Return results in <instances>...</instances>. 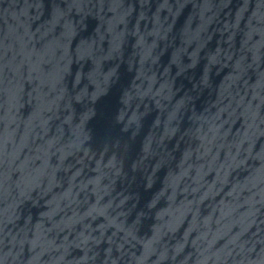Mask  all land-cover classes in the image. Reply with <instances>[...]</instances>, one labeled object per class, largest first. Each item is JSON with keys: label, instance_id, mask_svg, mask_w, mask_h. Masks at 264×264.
Here are the masks:
<instances>
[{"label": "water", "instance_id": "obj_1", "mask_svg": "<svg viewBox=\"0 0 264 264\" xmlns=\"http://www.w3.org/2000/svg\"><path fill=\"white\" fill-rule=\"evenodd\" d=\"M0 264H264V0H0Z\"/></svg>", "mask_w": 264, "mask_h": 264}]
</instances>
